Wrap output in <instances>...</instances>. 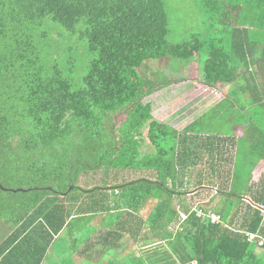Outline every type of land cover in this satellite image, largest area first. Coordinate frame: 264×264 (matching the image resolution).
Returning <instances> with one entry per match:
<instances>
[{
	"label": "trees",
	"instance_id": "16d2710c",
	"mask_svg": "<svg viewBox=\"0 0 264 264\" xmlns=\"http://www.w3.org/2000/svg\"><path fill=\"white\" fill-rule=\"evenodd\" d=\"M201 4L217 34L173 44L162 0H0V224L10 231L0 264H40L86 214L109 215L105 250L141 247L126 264H264V174L251 181L264 129L254 122L241 156L240 141L213 133L214 110L178 131L143 102L171 84L146 78L147 61L205 51L201 82L229 85L264 113V0ZM46 19L92 54L75 89L49 64ZM240 95L222 100L226 120Z\"/></svg>",
	"mask_w": 264,
	"mask_h": 264
},
{
	"label": "rangeland",
	"instance_id": "374dc122",
	"mask_svg": "<svg viewBox=\"0 0 264 264\" xmlns=\"http://www.w3.org/2000/svg\"><path fill=\"white\" fill-rule=\"evenodd\" d=\"M167 16V41L173 44L188 41L196 35L203 39L213 37L214 28L208 22L201 0H162ZM43 29L48 31V41L53 51L49 57V64L57 66L70 78L73 89L80 86L81 78L87 63L92 58L84 39L78 35L71 36L59 24L46 19ZM205 51L186 62L182 59L167 57L156 61H147L141 68V73L156 84L169 82L170 85L160 88L143 99L149 107L153 118L173 125H183L190 117L193 118L197 105L200 88V72L198 62H202ZM191 107V108H190ZM220 115V114H219ZM122 117V116H121ZM219 119L218 130L227 126L226 119ZM223 122V125H222ZM146 214V213H145ZM94 225L83 228L72 239L71 230L64 229L54 240L45 257V264H97L81 257L75 256V251L81 247L82 238L93 230ZM80 234V235H79ZM255 252L262 253L260 247L253 248Z\"/></svg>",
	"mask_w": 264,
	"mask_h": 264
},
{
	"label": "crops",
	"instance_id": "0c3cea01",
	"mask_svg": "<svg viewBox=\"0 0 264 264\" xmlns=\"http://www.w3.org/2000/svg\"><path fill=\"white\" fill-rule=\"evenodd\" d=\"M255 58V56L253 57ZM199 66V65H198ZM201 84L199 87L202 93H199V100L197 102V105L191 106V111H194L193 108H198V111L196 114H194L193 118L190 117V119L185 122L183 125H173L169 124L173 128H175L178 131H181L185 126H187L189 123H191L194 119L197 117L207 114L208 112H211L214 110V119H213V133H219L221 132L222 135L226 136H232L235 140L240 141L242 145L241 149V156L244 155V153L247 155L249 154V148L251 147V141H252V133L250 132V129L252 128L254 122L257 123L258 126H260L262 129H264V113L260 114L258 110H256V106L251 105L249 100H246V96L243 95L238 91L235 92L237 89H231L229 85H218L216 87H209L205 84H203L201 81L199 82ZM240 95L238 97V103L234 106V110L232 112V116L229 120H226V123L228 124L225 128H222V131H219L218 125H219V119L223 116L221 115V111L218 110L220 104L222 103V100L225 98L226 95ZM190 107V108H191ZM220 114V115H219ZM247 115V116H245ZM160 121V120H159ZM163 122V121H162ZM223 125V122H222ZM211 126V125H210ZM249 133V134H248ZM246 134L248 136H246ZM245 138V140H244ZM257 144V143H256ZM255 147V146H254ZM258 146L255 147L254 155L258 153L259 149H257ZM234 154H235V148H231ZM252 149V148H251ZM237 154V153H236ZM238 157V156H237ZM205 161V158H204ZM205 165V164H203ZM202 165V168H203ZM192 170V168H187L186 174ZM264 174V159H261L257 162L255 167L253 168L251 172V181L257 182L260 175ZM191 193V192H190ZM189 193V194H190ZM208 200V199H207ZM204 200L203 202L205 203ZM202 202V203H203ZM153 205V201H150L148 204L144 206L140 210V215L145 217L150 210L151 206ZM211 211V210H207ZM146 213V214H145ZM93 217V218H92ZM90 218H92L90 220ZM108 218L109 215H103L101 216L97 215L94 218V214H86L81 215L77 218H73L71 220V224H74L75 227L71 229V236L72 239H75V235H78V232H81L83 228L86 230L88 227L94 225L93 230H90L87 232V234L83 237V234H81L82 238L80 240L82 241L81 247L78 248L75 252L76 257H81L84 260H91L92 262H96L97 264H126L128 256H139V251L141 247L136 243H131L130 246L127 245L126 239L123 243L120 242V246L118 248H115L114 250H105L106 245V239L108 238L106 235H104V231L109 228L108 226ZM67 229V227L63 228L58 234L54 236V239L52 243L54 242L55 238L64 230ZM10 235V231L7 229L6 226L0 224V245L8 238ZM80 235V234H79ZM115 238V237H114ZM114 238H110V241L113 242ZM99 240V241H97ZM38 241L40 239L38 238ZM50 244V246L52 245ZM112 245V244H111ZM49 246V248H50ZM47 249L42 261L40 264H45V257L47 255V252L49 250ZM3 258V254L0 253V260Z\"/></svg>",
	"mask_w": 264,
	"mask_h": 264
},
{
	"label": "built area",
	"instance_id": "2783aa9c",
	"mask_svg": "<svg viewBox=\"0 0 264 264\" xmlns=\"http://www.w3.org/2000/svg\"><path fill=\"white\" fill-rule=\"evenodd\" d=\"M192 211L195 212L196 216L199 218H208L212 223L220 222V216L212 211H204L201 208L193 207ZM264 214V210H262ZM187 214L183 211H179V220L182 222L186 219ZM262 242H259L261 244Z\"/></svg>",
	"mask_w": 264,
	"mask_h": 264
},
{
	"label": "water",
	"instance_id": "95a60500",
	"mask_svg": "<svg viewBox=\"0 0 264 264\" xmlns=\"http://www.w3.org/2000/svg\"><path fill=\"white\" fill-rule=\"evenodd\" d=\"M1 189H4L2 186H0Z\"/></svg>",
	"mask_w": 264,
	"mask_h": 264
}]
</instances>
